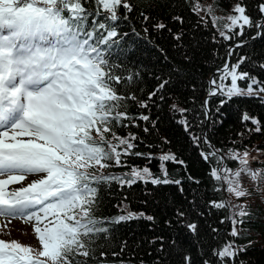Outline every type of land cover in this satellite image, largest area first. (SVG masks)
Returning a JSON list of instances; mask_svg holds the SVG:
<instances>
[{"label":"trees","instance_id":"trees-1","mask_svg":"<svg viewBox=\"0 0 264 264\" xmlns=\"http://www.w3.org/2000/svg\"><path fill=\"white\" fill-rule=\"evenodd\" d=\"M123 3L131 10L116 9L118 37L109 59L120 69L116 75L125 78L114 87L122 97L116 111L127 118L112 122L106 141L119 144V139H125L133 147L120 157L119 165L114 159L105 160L109 166L97 169V174L126 180L132 178L133 169L147 167L151 175L131 185L117 179L97 186L92 217L108 231L92 237L87 244L89 256L76 255L71 264H264V179L257 187L243 178L247 194L237 198L243 206L240 212H246L243 217L231 209L230 202V207L222 208L210 204L227 198L224 181L212 177L210 170L220 168L221 157L225 168L241 167L229 158L230 149L247 152L248 168L264 172V98L248 95L250 80H242L238 86L244 95L228 98L219 93L203 101L211 89L207 76L225 64L228 51L230 66L246 58L238 71L259 81L253 90L264 86V27L256 26L264 20V0ZM237 6L245 8L252 21L243 35L235 34L238 28H224ZM83 7L98 22L110 15L95 0ZM92 22L90 18L89 28ZM221 31L231 39L224 40ZM214 79L220 83L217 71ZM225 83L228 86L229 80ZM181 109L186 110L184 115ZM245 114L248 122L242 119ZM182 121H187V128ZM126 147L119 145L118 150ZM213 149L218 155L206 159ZM163 155L174 159L161 161ZM152 179L161 182L153 184ZM165 179L169 183H163ZM129 213L132 219L117 222ZM233 227L236 237L231 235ZM229 244L246 250L234 260L219 259L215 251Z\"/></svg>","mask_w":264,"mask_h":264},{"label":"snow or ice","instance_id":"snow-or-ice-1","mask_svg":"<svg viewBox=\"0 0 264 264\" xmlns=\"http://www.w3.org/2000/svg\"><path fill=\"white\" fill-rule=\"evenodd\" d=\"M85 2L92 0H0V216L34 220V232L41 246L33 254L32 247L16 240H0V264H47L49 260L52 264H71L76 255L88 257L91 238L108 231L92 217L97 186L117 179L131 185L151 175L147 167L133 169L132 178L126 180L97 174V169L109 166L105 160L114 159L119 165L120 157L128 155L133 147L125 139H119V144L106 141L112 122L127 118L125 113L116 111L122 97L114 87L125 78L116 75L120 69L109 56L118 37L116 9L122 6L130 11L131 7L122 4V0H95L110 14L103 18L105 22H98L99 18L83 7ZM234 11L236 15L227 18L229 23L224 28H238L235 34L243 35L245 26L251 27L252 21L245 8L237 6ZM90 18L93 22L89 28ZM256 26L264 27V22ZM220 36L231 39L225 31ZM245 59L241 57L236 64L218 69L220 83L209 81V95H244L238 86L242 80H250L247 94L251 95L259 81L238 71ZM229 79L230 86L226 87ZM260 91H264V86ZM151 95L155 93L150 98ZM185 111L179 110L180 115ZM142 119L148 120V116ZM242 119L249 121L247 114ZM182 122L187 128V121ZM119 145L127 147L121 152ZM217 155L213 149L205 158ZM229 158L240 164L239 170L230 173L221 157L217 162L220 168L211 169L210 175L226 181L228 192L242 198L247 194L243 178L258 187L264 172L248 168L247 152L241 157L230 149ZM160 159L168 161L174 157L163 155ZM161 169L164 170L163 164ZM221 171L225 174L221 175ZM29 176L38 178L8 190L9 185L25 182ZM160 182L151 180L153 184ZM163 183L169 181L165 179ZM210 204L216 208L229 206L227 202ZM76 209L78 213L73 214ZM239 215L243 217L246 212ZM132 218L129 213L118 217L117 222ZM231 235H238L235 227ZM244 250L229 244L214 254L221 260H234Z\"/></svg>","mask_w":264,"mask_h":264},{"label":"rangeland","instance_id":"rangeland-1","mask_svg":"<svg viewBox=\"0 0 264 264\" xmlns=\"http://www.w3.org/2000/svg\"><path fill=\"white\" fill-rule=\"evenodd\" d=\"M227 170L230 173H234L236 172L238 169L234 168V169H229L227 168ZM225 173L222 171L221 175H224ZM3 178V177H0ZM38 177L33 176L31 178L28 177L27 181L25 182H21L20 184H13V185H9L8 186V190L11 191L16 187L19 186H24L26 183L31 182L34 179H37ZM226 184V188H228V185L226 183V181H224ZM228 196L231 200L235 199V194L234 193H229L228 192ZM232 206L231 209L235 210L236 212L240 211L239 205L235 204V202H232ZM36 222L34 220L32 221H28L25 217H20V216H16V217H2L0 216V240H5V241H11V240H16L17 242L25 245L26 242L28 243H36L38 244L37 241L38 238L36 236H31V232H32V225L34 226ZM41 227H43V224L39 225ZM20 228H23L25 231H23Z\"/></svg>","mask_w":264,"mask_h":264}]
</instances>
